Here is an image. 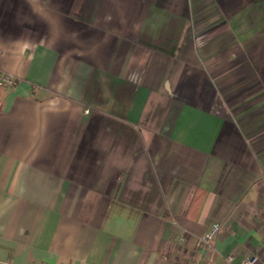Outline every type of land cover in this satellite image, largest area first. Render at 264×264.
<instances>
[{
    "label": "crops",
    "instance_id": "0c3cea01",
    "mask_svg": "<svg viewBox=\"0 0 264 264\" xmlns=\"http://www.w3.org/2000/svg\"><path fill=\"white\" fill-rule=\"evenodd\" d=\"M0 72V264L264 260V0H0Z\"/></svg>",
    "mask_w": 264,
    "mask_h": 264
},
{
    "label": "built area",
    "instance_id": "2783aa9c",
    "mask_svg": "<svg viewBox=\"0 0 264 264\" xmlns=\"http://www.w3.org/2000/svg\"><path fill=\"white\" fill-rule=\"evenodd\" d=\"M18 78L11 74H5L0 72V97L2 95L3 90L6 87H13L17 84ZM219 231V225L215 224L211 227L209 231H207L203 237V242L208 247H211L214 243L215 236ZM229 261L233 264H264V260H261L256 255H249L244 257L235 263V257L231 256L228 258Z\"/></svg>",
    "mask_w": 264,
    "mask_h": 264
}]
</instances>
